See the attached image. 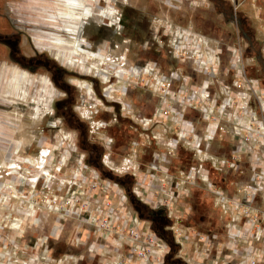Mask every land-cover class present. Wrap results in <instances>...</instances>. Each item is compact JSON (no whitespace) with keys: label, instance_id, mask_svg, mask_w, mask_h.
Listing matches in <instances>:
<instances>
[{"label":"built area","instance_id":"2783aa9c","mask_svg":"<svg viewBox=\"0 0 264 264\" xmlns=\"http://www.w3.org/2000/svg\"><path fill=\"white\" fill-rule=\"evenodd\" d=\"M177 33L182 39L172 38V53L185 51L196 61V71L208 78L202 85L154 66L116 71L128 78L121 90L146 72L149 80H141L155 96L149 113L127 110L134 137L129 150L105 161L113 175L131 179L130 187L79 161L46 200L63 219H73L68 242L74 250L55 254L37 243L32 251L0 252V264H166L170 245L133 210L131 197L171 220L176 257L185 264H264V93L242 72L241 53L231 61L242 81L234 83L238 89L225 85L213 92L209 77L218 70L221 50L190 31ZM196 189L213 196L215 220L206 226L191 221ZM63 231L57 225L42 244Z\"/></svg>","mask_w":264,"mask_h":264},{"label":"rangeland","instance_id":"374dc122","mask_svg":"<svg viewBox=\"0 0 264 264\" xmlns=\"http://www.w3.org/2000/svg\"><path fill=\"white\" fill-rule=\"evenodd\" d=\"M216 1H219L222 6H215ZM108 2V0H102L96 5L105 8ZM110 2L114 4L113 13L107 10L106 14L109 17L96 13L87 16L83 32L81 29L78 36L86 37L92 45L103 46L109 34V27L105 21L109 18H115L117 21V18L121 16L118 31H121L122 24L126 23L129 27V36L130 38L133 36L135 41L138 40L139 33L145 32V35L143 33L145 38L143 46L133 41H130L128 45L129 65L135 66L140 60H144L147 67L159 68L164 74H169L171 70H178L179 74L189 79L191 77V85L192 83L202 85V81L208 78L196 71L198 68L196 61L187 57L188 54L185 51L180 52V57L172 53V38L182 39V33L177 32L190 31L206 39L212 48L221 50L218 70L216 74L209 77L212 79L210 89L213 92L221 93L225 85H230L232 90L238 89L234 83L237 80L242 81L237 75V69L232 67L231 61L236 54L241 53L239 64L242 72L248 78L257 80L258 93H264V0H111ZM45 3H35L32 0H0V71L1 67L6 66L4 74L6 76L7 67L18 69L20 73L25 74L24 76L34 80L28 87L32 89L26 93H20V96L11 94L8 87L5 88L6 91L0 93V252L32 251L37 249L35 246L37 243L39 247L41 246V250L49 248L55 254L71 252L72 248L68 240L72 235L70 227L73 226V219H63L60 213L49 209L47 197L55 195L57 189L54 188L59 185L60 179L72 177V172L80 165L79 161L98 167L105 173L107 170L105 166L98 165L94 158L95 154L100 152L99 147L101 146L97 145L95 152L92 150L93 146L77 148L74 139L76 131L74 119L68 118L64 127L58 126L62 116L56 107V101L60 93L48 79L51 76L49 70L40 66L33 71L34 74H31L32 72L27 73L12 66L15 64L10 60V40L13 45L17 44L20 53L27 57H34L35 53H44L51 58L55 56L62 58L65 62L68 61L62 56L58 57L53 47H44L43 43L38 42V37L44 36L42 30L47 29L44 17L46 14L44 16L41 14ZM48 4L51 5L50 2ZM117 7L119 14L116 11ZM94 11L98 12L96 8ZM159 22L166 24L167 28L161 27L160 32L157 33L153 30ZM239 22L241 30L237 25ZM115 35H113L114 39ZM246 37L247 39L251 37L255 42L256 50L262 57L260 62L254 59V52ZM65 40L73 41L74 39L66 37ZM84 41L83 38V43ZM83 49L86 50L84 45ZM121 50L122 47L119 45L115 53L118 55ZM100 51L104 52L102 50L89 52L97 54ZM78 52L79 56L86 58L85 62L88 60L82 70L84 73H86L85 68L87 71L91 69L88 63L93 60H107L104 59V54L98 57L92 55L88 57ZM119 60L118 58L115 61L119 63ZM68 64L70 65L69 61ZM71 66L74 65L71 64ZM143 76L147 81L149 80L146 72ZM142 77L133 75L134 82H131L129 87L132 89V97L138 98L136 105L138 108L133 111L136 114L145 111L149 113L155 101L152 88L144 86ZM43 78L48 81L42 80ZM41 81H44L43 88L40 87ZM39 93L42 95L41 98L38 97ZM35 100H38V103L33 105ZM44 101L48 102V107H45L46 102ZM46 119H50L49 123L45 121ZM98 130L97 136L103 142L107 132L102 128ZM129 133L130 137L134 138L131 127ZM122 141H119L114 149V158L117 157L115 152L121 153L129 150V146H121ZM214 145L219 148L218 142ZM48 150L50 156L47 157L46 169L52 175L50 186H53L50 191L44 189V169L41 167L46 159L42 156L47 154ZM105 150L108 151L109 147L105 146ZM91 151L94 152L93 156ZM125 178L120 181H124ZM201 193L198 194V198L189 200L195 209L191 218L196 221H200L203 210L209 207L212 209L207 210L214 214L211 206L213 196L203 193L204 197H202ZM132 199L134 198L131 197L129 202L135 211ZM198 199L200 201L204 199L209 206L204 204L206 208H203L202 203L201 206L197 205ZM137 214L141 218L149 219L145 208L142 215L138 211ZM57 225L60 228L63 226L64 231L61 237L59 239L49 237L42 244L41 239L44 240V237L49 235Z\"/></svg>","mask_w":264,"mask_h":264},{"label":"flooded vegetation","instance_id":"af4514ba","mask_svg":"<svg viewBox=\"0 0 264 264\" xmlns=\"http://www.w3.org/2000/svg\"><path fill=\"white\" fill-rule=\"evenodd\" d=\"M81 1L82 4L78 11L87 13L82 20V32L87 16H91L92 14L96 13L97 15L109 17L106 14V11L108 10L109 12L113 13L115 10L114 4L110 2L111 0H108L109 2L105 5V8L96 5L97 2L99 4L102 0ZM214 4L217 7L222 6L219 1L214 2ZM95 8L98 12L94 11ZM116 11L118 13V7ZM231 16L230 19H232ZM105 23L109 27V34L107 36L106 43L103 46L97 47V45H92L88 42L86 37L81 35L77 37L80 39V52L82 55L85 54L88 57L91 55L98 57L104 54V59H107L106 61L95 59L88 63L91 69L87 71L85 68L86 73L82 72L84 67L82 68L80 63H76V65L71 66L68 64V61L65 62L55 56H53L52 59L44 53H35L34 57H27V55L20 53L17 44L13 45L11 40L9 41L10 60L11 63L15 64L12 66L26 71L27 73L32 72L31 74H34L33 71L38 69L40 66L49 70L48 72L51 73V76L47 77L53 87H55L58 93H60L58 100L56 101V107H58L62 116L58 126L64 127L67 124L68 118L74 119V123L76 125L74 139L77 148L82 149L93 146L94 149L92 150L95 152L97 151L96 148H98L97 145L101 146L99 147L100 152L96 153L94 156L96 159L95 161H97L98 165L101 166L105 165V161L108 158L114 157L113 153L115 147L117 146L118 142L124 140L127 135L124 123L126 120L129 121V116L126 114L127 110L132 109L133 111H136L138 108L136 106L138 104V98L132 97V89L129 88L130 85L126 83L124 90H121V84L125 80L128 82V78L125 79L126 77L121 76L123 74L117 76L116 71L121 72L123 68L126 71L125 73L129 74L130 71L124 67L126 65L130 66L128 63L129 61L127 60L130 55L128 45L130 41L136 42L140 46H143L145 42L144 31H140L142 34H138L137 41H135V38H132V35L130 38L129 27L126 23H123L121 31H118L120 28L119 26L121 23V16H119V19L117 18V21L115 18H109L107 21H105ZM157 24L158 25L155 27L156 29L154 28L153 30L157 33L160 32L161 27L167 28L165 26L166 24L164 23L159 22ZM237 25H239L238 28L241 30L242 27L240 26V22ZM113 35L116 36L115 39ZM83 38L85 39L84 43ZM243 38L245 39L244 36ZM248 38L249 39L246 37V40H249L248 43L254 52L253 57L256 59V61L260 62L262 60L261 54L258 50H256L255 42L251 39V37ZM83 45L85 46L86 50L83 49ZM119 45L122 47V50L120 51V54L117 55L115 50L119 47ZM88 50L94 52L97 50H102L105 53L100 51L96 54L91 53ZM118 58L120 59L119 63L115 61ZM85 60L86 58L80 57V61H84L83 65L85 64L86 66V62H88V60L86 62ZM145 65L146 62L144 60H140L136 66L144 67ZM35 75L42 76L40 74ZM116 91L118 93H116ZM123 98L125 100H123ZM50 119H46L45 121L49 123ZM99 128L105 129L107 132L103 142L97 136L99 133ZM105 146L109 147L108 151L105 150ZM94 152H92V156L94 155ZM122 154L123 151L122 153H119V156H122Z\"/></svg>","mask_w":264,"mask_h":264},{"label":"bare ground","instance_id":"6f19581e","mask_svg":"<svg viewBox=\"0 0 264 264\" xmlns=\"http://www.w3.org/2000/svg\"><path fill=\"white\" fill-rule=\"evenodd\" d=\"M35 3H45L44 11L41 14H46V28L42 30L43 35L38 37V42L43 43L44 47H53L57 56H62L65 59H68L70 65H76L80 63L81 67L83 68L84 65L82 61H80V57L78 54L80 51V39H77L78 33L82 28V20L87 14L86 12H79V8L81 6V0H32ZM51 3L49 5L48 3ZM42 6V5H41ZM105 14V13H104ZM61 18V20H58ZM67 32V33H65ZM69 33V35H68ZM68 36H67V35ZM66 37L73 38V41H66ZM191 40V39H189ZM72 42V43H71ZM78 52V53H77ZM82 58V57H81ZM62 59V58H61ZM4 67V68H3ZM1 67L0 71V93L6 91L5 88H9L11 94L14 96H20V93H26L32 88H28L31 86V83L34 82L33 79L24 76L25 74L22 72L20 73L18 69H11L7 67V73L5 74L6 66ZM126 71L122 68L121 74H124ZM42 80L48 81V79L43 78ZM44 81H41L40 87L43 88ZM37 87V86H36ZM46 90V89H45ZM44 93V92H43ZM48 94V93H47ZM25 95V94H24ZM44 95V94H43ZM41 93H39L38 97L41 98ZM33 97V95H31ZM35 98V97H34ZM36 99V98H35ZM47 101V100H46ZM44 101V102H46ZM38 100H35L33 105L37 104ZM48 102H46L45 107H48ZM41 108V107H40ZM39 108V109H40ZM53 122H51L52 124ZM50 151H47L42 157H46L41 167L44 169L43 174L45 179H49L50 171L46 169V163L48 162V158ZM52 178V176H50ZM50 178V179H51Z\"/></svg>","mask_w":264,"mask_h":264},{"label":"trees","instance_id":"16d2710c","mask_svg":"<svg viewBox=\"0 0 264 264\" xmlns=\"http://www.w3.org/2000/svg\"><path fill=\"white\" fill-rule=\"evenodd\" d=\"M124 123H125V131L127 132V135H126L125 139L122 141L121 146H126V144L131 139L130 133H129L130 120L129 121L126 120ZM101 172L104 175L113 176L114 178H117L119 180L125 178V177H117V176L113 175L111 172H109L108 170H106V173L103 170H101ZM127 178L128 177H126L124 179V181L122 180L121 182H123L124 185H126V187H130V184L132 183V181H131L130 178H128V179ZM201 192L205 193V195L208 196V194L206 192L196 189L194 191L193 195H192V198H198V194L201 193ZM203 193H201L202 197H204ZM133 198L134 199H132V202H134V207L139 212V214L142 215L143 209L145 208L147 210L148 214H149V219H146V218H143V219L148 220L151 223L152 229L157 234H159L161 237H163L166 240V242L170 245V253H169L168 257H167V261H166L167 263L166 264H185L182 260H180L179 258L176 257L177 245H176V243L174 241V237H173L172 232L168 229V226L171 224V220L166 216V214L158 213L157 211L149 208L148 205H145L142 202H140L135 197H133ZM135 201H137V202H135ZM201 203L203 204V208H206V205H208L207 201H205L204 199H202L201 201H200V199H198L197 205L200 204V206H201ZM204 204H206V205H204ZM210 205H211V202H210ZM210 208L211 207H209L207 209H210ZM207 209H204L202 214L200 215V221H196V220H194L192 218H191V221L193 223L196 222V224H199V225L202 224V225H205V226L207 224L213 223L214 220H215V216H214V214L212 212H210V210H207ZM194 210L195 209L193 208V211Z\"/></svg>","mask_w":264,"mask_h":264},{"label":"water","instance_id":"95a60500","mask_svg":"<svg viewBox=\"0 0 264 264\" xmlns=\"http://www.w3.org/2000/svg\"><path fill=\"white\" fill-rule=\"evenodd\" d=\"M158 213H161V210L160 211H157Z\"/></svg>","mask_w":264,"mask_h":264}]
</instances>
